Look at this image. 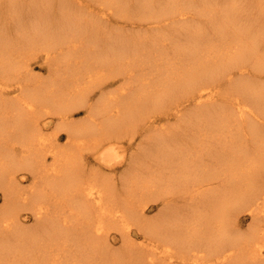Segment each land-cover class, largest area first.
Instances as JSON below:
<instances>
[{
	"label": "bare ground",
	"instance_id": "6f19581e",
	"mask_svg": "<svg viewBox=\"0 0 264 264\" xmlns=\"http://www.w3.org/2000/svg\"><path fill=\"white\" fill-rule=\"evenodd\" d=\"M4 1L9 5L0 6V191L5 199L0 264H59L63 252L67 260L80 254L85 264H125V257L109 251L108 234L115 228L130 233L132 225L146 234L148 244L165 247L159 254L180 253L179 264H264V86L243 79L264 72V28L247 25L255 13L249 3L263 21L262 0H230L222 16L217 0L196 6L197 0H2L0 5ZM107 12L110 21L118 14L130 26L148 18V27L156 25L135 33L109 27L98 19ZM196 15L206 22L195 23ZM20 57L26 58V73L40 57L64 74L47 82V89H29V80L24 84L14 76ZM123 79L137 81L136 98L125 97L133 89L126 82V89L96 102V89ZM8 87L17 94L3 96ZM219 103L228 105L214 106ZM82 108L87 116L75 120ZM212 109L222 115L211 118ZM199 113L207 120L206 141L219 147L208 144L211 162L201 157L206 146L172 149L173 135L156 129L172 118L191 116L197 122ZM44 117L56 125L49 127ZM61 131L68 135L63 144ZM138 133L148 143L141 141L126 164L137 161L129 176L140 188L130 192L135 200H123L103 170L126 159L116 141L133 140ZM86 151L101 170L89 167ZM23 173L32 176L31 188L23 187ZM142 175L148 183L141 182ZM149 200L161 205L154 218L144 210ZM240 209L256 223L238 235L231 213ZM23 210L35 217L34 225L23 222ZM245 254L249 262H242Z\"/></svg>",
	"mask_w": 264,
	"mask_h": 264
},
{
	"label": "rangeland",
	"instance_id": "374dc122",
	"mask_svg": "<svg viewBox=\"0 0 264 264\" xmlns=\"http://www.w3.org/2000/svg\"><path fill=\"white\" fill-rule=\"evenodd\" d=\"M0 1H2V0H0ZM23 1H25L26 2V0H23ZM28 1V0H27ZM30 1V0H29ZM230 0H217L216 1V4H214V6L216 7V8H218V9H220L219 11H218V15H220V16H222L221 14H222V10L223 9H226V8H229L230 7V4L232 3V1L231 2H229ZM261 1V0H260ZM263 4H264V0H262L261 1ZM198 3H200V0H197L196 2H195V4H194V6H196V4H198ZM242 5L244 4V3H241ZM250 4V6H251V8H253L254 9V15L252 16V17H250L249 16V18H247V25H249L250 26V28H251V26L252 27H261V28H264V23H263V21H264V16L262 15L261 17H262V19H261V23H260V21H258V20H260V18L258 17L259 15H260V12H257V7L256 8H254L253 6V4L252 3H249ZM9 5V1H4V2H1V5L0 6H2L3 8H7V6ZM193 6V7H194ZM259 8V7H258ZM197 14L199 13V12H197V11H195ZM108 13V15H106V13H105V18H104V16L103 17H101V14H98L99 16H98V19L100 20V18L102 19V21L103 22H105L106 24L105 25H110L109 27H118V28H123V29H126V30H128V32H130V31H132V33H135L137 30H139L138 28H140V30L139 31H144V30H147V29H151L152 27H155V25H153L152 24V26L151 27H148L146 24L148 23V21L149 20H151L150 18H148V19H135V20H137V23L138 24H141L140 26L138 25V24H136V22H135V25H137L136 27H135V25L134 24H131V26H130V23L129 22H131L130 20L128 21V20H123V19H120V18H118V16L120 17V15H118V14H116V15H114V19L113 18H111V19H113V20H109L110 19V14H109V12H107ZM96 16H97V14H95ZM108 16V17H107ZM103 18H104V20H103ZM136 18V17H135ZM259 18V19H258ZM121 21H120V20ZM195 19H196V21H195V23L196 22H206V18H204V16H202V15H196V17H195ZM250 19V20H249ZM258 19V20H257ZM109 20V21H108ZM123 20V21H122ZM127 21V22H126ZM140 21V22H139ZM145 21H146V23H145ZM255 21V22H254ZM112 22V23H111ZM125 22L127 23L126 25H125ZM109 23V24H108ZM194 23V25L196 26L197 24H195ZM251 23L253 24V25H251ZM258 23V24H257ZM203 25H209V24H207V23H202ZM256 25V26H255ZM258 27V28H259ZM11 28H12V30H11V35H15V34H17V32L15 31L16 30V28H17V25H16V23H12V25H11ZM257 28V29H258ZM135 29V30H134ZM143 29V30H142ZM210 29L213 31V29H212V27H210ZM134 30V31H133ZM154 30V29H153ZM12 37V36H11ZM11 37H10V39H11ZM25 39V38H24ZM43 53V52H42ZM15 55L13 56V60L15 59ZM43 58H40V57H35V58H33V60L31 61V64H30V67L32 68H30L31 69V71H30V74L29 73H26V68H25V63H26V58H24V57H20V58H17L16 59V63H15V65L14 66H16V67H18L19 69L15 72V79H16V81L18 82V81H21L22 80V82H24V84H26V82L25 81H27L28 82V80H29V82H30V80H31V82L29 83L28 82V84H27V86L25 85V87H27V88H29V89H32L33 87H34V89L36 88V89H43V88H45V89H47L45 86H46V84H47V82H52L54 79H57L56 78V75L57 74H64V71L63 70H61V71H58V72H56L55 70V68H52V65H48L46 62H44V60H42ZM50 67V68H49ZM52 69V70H51ZM64 69V68H63ZM51 70V71H50ZM55 71V72H54ZM1 76V75H0ZM10 77H5V79H7V80H9V81H11V82H13V80H14V78L12 79V78H10ZM28 78V79H27ZM33 80H32V79ZM40 78V79H39ZM253 78V79H252ZM4 79V80H5ZM39 79V80H38ZM243 79H251L249 82L251 83L250 85H252V86H254V87H257V88H260V84L261 85H263L264 86V72H258V74L254 77V76H246V77H244ZM43 80V81H42ZM42 81V82H41ZM122 81V82H121ZM121 81H116V83H114V84H108V86H106L104 89H103V91H105V92H103V91H99V89H96V91H97V93H96V102H99L101 99H102V97H105V94H106V96H109L110 94L112 95V93L113 94H116V93H119L122 89H126V87H128V85L131 87V89H132V91H131V93L129 94V96L128 95H126L125 97H127V98H133V97H137V95L139 94L138 92L137 93H132L133 92V90L135 91V88H138L137 87V81L134 83V84H132V82H128V81H125L124 79L123 80H121ZM126 82H128V83H126ZM41 83V84H40ZM57 84H58V82H56ZM121 83L123 84V85H121ZM126 83V84H125ZM17 85V84H19V83H16V82H14V84H13V86L14 85ZM36 84V85H35ZM57 84H55V85H57ZM124 84H125V86H124ZM128 84V85H127ZM32 85V86H31ZM42 85V86H41ZM133 87H132V86ZM12 86V85H11ZM30 86V87H29ZM135 86V87H134ZM39 87V88H38ZM13 87H8L7 88V90H4L1 94H3V96H5L6 98L7 97H12V96H14L15 94H17V91H14V93H11L9 90H11ZM116 88H118L117 90L118 91H116ZM33 89V90H34ZM115 89V90H114ZM264 90V89H263ZM110 91H111V93H110ZM116 91V92H115ZM138 91V90H137ZM115 92V93H114ZM108 93V94H107ZM98 94H99V96H98ZM132 95V96H131ZM228 105V103H219V104H214V106L215 107H219V106H227ZM201 108H202V106H200ZM200 107H199V110L198 111H201V109H200ZM192 110V109H191ZM214 109H212L211 110V114H212V116H211V118H219L221 115H222V112L221 111H219L217 114H214ZM76 115H75V117H74V119L76 120V118L78 119V120H83L84 121V117H86L87 115H86V113L87 112H85L84 110H83V108L82 109H80V110H76ZM188 113H190L191 114V111L190 112H188ZM88 114V113H87ZM201 113H199L198 114V120H197V122H195V119L193 120L192 119V117L191 116H185V117H183V118H179L178 120H175L174 118H172V119H170V121L169 120H163V121H161L160 122V124H159V122H158V124H157V126H156V129H158V130H161V131H165V132H167L168 130H169V137L168 138H170L172 135V140H171V138H170V141H171V144H172V149H173V147L175 148L176 146L178 147V149L180 148V149H182V148H185V149H183V150H186L187 148H193L194 147V149L193 150H195V149H197V147H198V149L199 150H202L201 148H204L205 146H206V149L204 148V150L206 151V152H204V150H202V152L201 153H203L202 155H201V157L204 159H206V160H208L209 162H211L212 160H214V159H212L213 158V156H212V154H211V152L208 150V144L210 145L209 147H212V148H214V146H215V148L214 149H217V148H219L218 147V145L216 144V142L217 141H215V140H212V141H210V140H208V141H210L209 143H207L208 141H206L207 140V138L206 137H204V134H205V132H206V129H205V126L207 125V120L202 116L201 117ZM235 116L236 115H234L233 116V119H235ZM186 118H187V120H186ZM45 122H50V126L49 127H51V126H54V125H56V122H54L53 120H50L49 118H46V117H44V119H43ZM180 121V122H179ZM187 121V122H186ZM171 122V123H170ZM232 122H236V120H232ZM178 123H179V125H178ZM198 124V125H197ZM180 125H181V127H180ZM184 125V126H183ZM187 125V126H186ZM195 125V126H194ZM168 126V127H167ZM200 126H202V130H203V132H202V130H199V127ZM158 127V128H157ZM173 127H174V130H176V131H172L171 129H173ZM176 127V128H175ZM54 127H52L51 129H50V131L49 132H52V129H53ZM157 130V131H158ZM156 131V132H157ZM171 131V132H170ZM64 132V131H63ZM62 131L61 132H59L60 134H59V136H60V142L63 144V142L64 141H66V139L68 138V135H67V133L65 134V132L63 133ZM153 132H154V130H153ZM155 132V133H156ZM176 132L178 133V134H176ZM202 132V133H201ZM171 133V134H170ZM156 134H158V133H156ZM175 134L178 136V140H176V136H175ZM180 134V135H179ZM202 136V137H204L203 139H201L200 137V135ZM65 137H67V138H65ZM130 137V138H129ZM129 137H123V138H120V139H118L117 141H116V147H117V151H119L122 155H124L125 157H126V159H120V160H118V163L114 166L115 168H104V170H103V172H105V173H107L106 175L111 179V181H113V183L115 184V187H116V193H117V197L118 198H122L123 200H126V199H134L135 197V195H133L132 193H130L132 190H135V189H139L140 188V186H135V182H136V179H132L130 176H129V174H131V169L132 168H134V167H137L138 165H136L137 164V161L136 162H130V164H129V166L130 167H128V165L126 164L127 162H128V159H129V157L131 156V154L136 150V148L138 147V145L140 144V142L141 141H143V140H147V137L146 136H141V135H139V133L135 136V138H133V140L131 139V136H129ZM197 137H199V139L197 138ZM137 138V139H136ZM193 138V139H192ZM129 139H131L130 141H129ZM198 139V140H197ZM174 140V141H173ZM180 140V141H179ZM186 142H185V141ZM201 141L200 143L198 142V141ZM177 141V142H176ZM198 143H197V142ZM133 144H132V143ZM193 142V143H192ZM147 143H148V140H147ZM183 143H184V145H183ZM187 143V144H186ZM190 143V144H189ZM207 143V144H206ZM211 143V144H210ZM214 143V144H213ZM64 144H66V142L64 143ZM194 144V145H193ZM188 145H190V146H188ZM192 145V146H191ZM197 145V146H196ZM199 145V146H198ZM214 145V146H213ZM180 146V147H179ZM185 146V147H184ZM176 147V148H177ZM182 147V148H181ZM197 149V150H198ZM198 150V151H199ZM207 151L210 153H208V155H207ZM199 152V153H200ZM85 154H86V159H87V162H89V161H91V162H89V167H93L94 169H98L99 168V166L97 165V160H96V157L94 156V154L92 153V151H86V152H84ZM88 153V154H87ZM134 154V153H133ZM132 154V155H133ZM214 154V153H213ZM205 160V162H208V161H206ZM211 160V161H210ZM86 161V160H85ZM119 161H120V163H119ZM208 162V163H209ZM97 165V167H96V165ZM133 163V164H132ZM136 163V164H135ZM154 165V162L153 163H150L149 165H147V166H151V165ZM100 170H101V168H99ZM27 174V173H26ZM25 173H23L22 175H21V180H22V183H23V185H25V186H23L24 188H26V189H28V187H30L31 188V186L33 185L32 183H33V181H32V176L31 175H26ZM23 175L25 176V177H23ZM111 176V177H110ZM27 177H29V178H27ZM149 178V177H148ZM148 178H146L145 179V177H144V175H142L141 177H140V179H141V182H143V183H148ZM25 182V183H24ZM221 182L222 181H219V184H221ZM218 184V185H219ZM27 186V187H26ZM139 194V193H138ZM133 196V197H132ZM135 200V199H134ZM182 202V203H181ZM4 203V204H3ZM159 202L158 201H152V200H149V202H147L146 204L147 205H145V213L147 214V215H149V216H151V218H154V217H156V216H158L160 213V206H159V204H158ZM179 203L180 204H182V205H185L184 204V199L183 198H181L180 199V201H179ZM5 205V199H4V196L2 195V192L0 191V207H3V205ZM179 204V205H180ZM185 207H187L186 205H185ZM159 210V211H158ZM234 214V215H233ZM231 213V216H233V219L235 218L236 220H234V221H236V223H235V226L233 227L234 228V233H235V231H237V232H239L238 233V235H240V234H245V233H247V232H249V230H252L253 228L252 227H254V225H255V219H253V216H252V214H250V212L249 211H247L246 209L244 210V209H240V210H238V211H236V213ZM22 218H23V222L25 221V223H27L26 225H29V226H31V225H34L35 224V217H33L32 215H31V212H29L28 210H23L22 211ZM25 216L27 217V218H25ZM259 223V222H258ZM260 225H263V222L262 223H259V226ZM133 227L131 228V230H130V233L129 232H126V233H124V231L123 230H118L117 229V231L118 232H116V228L115 229H111L110 231H109V251H111V250H113V251H115V253L117 254V255H120L121 254V257H122V259H123V263H125V264H132V263H134V261H135V263L134 264H148V262L150 263V261L152 260L153 261V263H150V264H163V263H165V264H173V263H175L176 261V264L179 262H181V255H180V253L178 254V253H175L174 255H173V257H175V259H173V257H171L170 255H168V254H165L166 256H164L162 253H163V249L165 248V247H163V246H161V247H159L158 245H152V244H148V243H150L151 242V240L146 236V234H144L141 230H139L135 225H132ZM122 232L124 233V234H122ZM128 233V234H127ZM130 234V236H128ZM125 235H126V237H125ZM130 237V238H129ZM130 240H132V241H134V242H132V241H130ZM132 243H134V244H132ZM149 245V246H148ZM152 245V246H151ZM151 247V248H150ZM152 247H155V249L154 248H152ZM145 248V249H144ZM152 249V250H150V249ZM160 248V249H159ZM141 249V250H140ZM148 250V252H147V250ZM133 250H135V251H133ZM141 251V252H139V251ZM143 250V251H142ZM154 250V251H153ZM156 250V251H155ZM159 250V251H158ZM160 250H161V254H159L160 253ZM113 251H111V252H113ZM131 251H133L132 253H131ZM150 251H152V253L150 252ZM136 252V253H135ZM142 252H146V253H142ZM120 253V254H119ZM158 254V256H156L157 254ZM165 253V252H164ZM64 252H63V254L62 255H60L61 257H60V259H59V264H85V263H87V261L88 260H85V262H84V260L83 259H81V256H80V254H79V257L77 258V259H72V258H69L68 260H67V257H64ZM131 254H133V255H131ZM135 254H136V256H135ZM154 254H155V258H158L159 256L161 257H159V259L158 260H160L161 262L159 263V261L158 260H155V258L153 259V257H154ZM178 254V255H177ZM147 255H148V258H146L147 257ZM149 255H151V257L149 256ZM179 255L181 256V257H179ZM146 256V257H145ZM153 256V257H152ZM131 257L133 258V260L131 259ZM141 257V258H140ZM151 258V260H150V258ZM165 259V261H169V257L170 258H172V260L173 261H169L170 263H168V261H167V263L165 262V261H163V258ZM243 260H242V262L244 261V262H249L250 261V258H249V256L247 255V254H245V255H243ZM141 259L142 260V258H143V260L146 258V260H142V261H140V260H135V259ZM177 258V259H176ZM180 259V261H179V259ZM157 261V263L155 262V261ZM171 260V259H170ZM176 260V261H175ZM136 261H138V263L136 262ZM139 261L141 262V263H139ZM151 261V262H152ZM173 262V263H172ZM178 263V264H179ZM122 264V263H121Z\"/></svg>",
	"mask_w": 264,
	"mask_h": 264
}]
</instances>
